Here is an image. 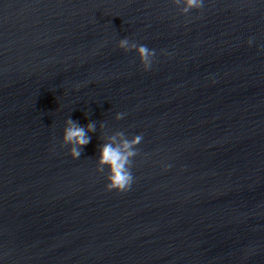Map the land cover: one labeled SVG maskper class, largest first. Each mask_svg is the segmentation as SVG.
Listing matches in <instances>:
<instances>
[{
  "label": "water",
  "instance_id": "95a60500",
  "mask_svg": "<svg viewBox=\"0 0 264 264\" xmlns=\"http://www.w3.org/2000/svg\"><path fill=\"white\" fill-rule=\"evenodd\" d=\"M0 264H264V0H0Z\"/></svg>",
  "mask_w": 264,
  "mask_h": 264
},
{
  "label": "clouds",
  "instance_id": "9594fccd",
  "mask_svg": "<svg viewBox=\"0 0 264 264\" xmlns=\"http://www.w3.org/2000/svg\"><path fill=\"white\" fill-rule=\"evenodd\" d=\"M203 0H172V3L179 6V13H188L190 10L199 9ZM251 43V40L248 41ZM116 47L127 52L134 50L138 61L147 71L151 67L152 59L155 54L154 49L148 48L144 44H137L130 41L128 37H123L116 42ZM124 113H115L116 119H121ZM93 122L81 125L71 117H66L61 129L60 143L67 146V155L76 159L80 155L81 146L87 144L90 137L86 132L92 131ZM122 133H116L109 137L107 142H102L98 146L97 164L105 170L104 179L105 189L115 190L117 192L127 191L132 183L133 177L130 170V158L135 155L133 146L141 140L140 135H135L131 139H120L115 142ZM167 167V166H165Z\"/></svg>",
  "mask_w": 264,
  "mask_h": 264
}]
</instances>
